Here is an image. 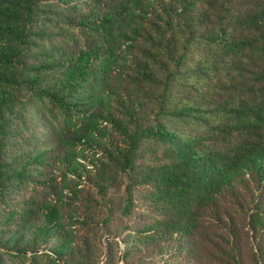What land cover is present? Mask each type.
Masks as SVG:
<instances>
[{"label": "trees", "instance_id": "obj_1", "mask_svg": "<svg viewBox=\"0 0 264 264\" xmlns=\"http://www.w3.org/2000/svg\"><path fill=\"white\" fill-rule=\"evenodd\" d=\"M264 264V0H0V264Z\"/></svg>", "mask_w": 264, "mask_h": 264}, {"label": "rangeland", "instance_id": "obj_2", "mask_svg": "<svg viewBox=\"0 0 264 264\" xmlns=\"http://www.w3.org/2000/svg\"><path fill=\"white\" fill-rule=\"evenodd\" d=\"M249 251H250V249H249L248 241L245 239V240H243V243H242L240 257L245 261L246 264H248V252ZM209 262H210V264H216V262L213 261L212 258Z\"/></svg>", "mask_w": 264, "mask_h": 264}]
</instances>
